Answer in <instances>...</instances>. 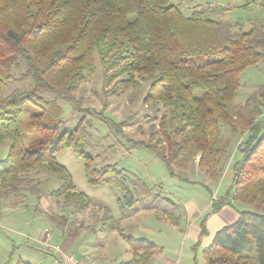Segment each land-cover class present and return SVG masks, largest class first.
Returning a JSON list of instances; mask_svg holds the SVG:
<instances>
[{"label":"trees","instance_id":"16d2710c","mask_svg":"<svg viewBox=\"0 0 264 264\" xmlns=\"http://www.w3.org/2000/svg\"><path fill=\"white\" fill-rule=\"evenodd\" d=\"M208 11L185 14L171 0H0V144L10 141L7 156L0 159V193L18 192L29 171L51 172L61 184L49 195L88 209L92 198L76 189L71 173L58 162L72 148L84 162L89 184L115 185L121 191L118 205L136 209L139 198L125 170L114 163L99 165L83 148L94 118L119 130L135 117L116 122L83 111L73 130L61 131L57 99L41 95L55 91L81 111L74 93L99 63L107 95L118 97L149 83L143 102L160 113L158 128L149 142L137 144L160 156L171 173L196 159L206 174L220 180L228 148L221 126L241 136L231 189L213 201L212 209L230 199L264 209V101L253 94L234 105L240 75L264 60V19L232 34L234 24L225 32ZM198 57L209 59L198 62ZM15 69L21 70L19 76ZM29 79L28 90L2 95L9 81ZM103 209L101 231H117L130 246L132 258L122 264H150L157 244L127 234L110 208ZM239 213L203 250L204 264H264V211Z\"/></svg>","mask_w":264,"mask_h":264},{"label":"rangeland","instance_id":"374dc122","mask_svg":"<svg viewBox=\"0 0 264 264\" xmlns=\"http://www.w3.org/2000/svg\"><path fill=\"white\" fill-rule=\"evenodd\" d=\"M248 2L250 4L247 8H238ZM171 3L178 6L185 14H191L197 8L209 10V16L219 21L224 31L229 25H235L229 29L232 34L251 28L254 19H264V0H171ZM207 59L209 58H196L198 62ZM20 73V69L13 71L15 76H19ZM102 82L103 71L98 63L95 74L87 77L74 93L75 103L78 107L81 106V111L77 110L70 101L57 98L55 91L44 90L41 95L47 100L57 99L62 109L61 131L73 130L83 116V111L88 117L90 114L106 115L116 122L135 117L119 130L111 128L101 117L94 118L90 135L83 142V148L86 154L95 157L99 165L114 163L118 168L125 170L130 177L128 180L134 195L141 198L137 206L146 208L141 211L142 219L149 221L147 216L153 213L150 211L151 208H156L157 213H160V209L169 205L168 201L161 198L165 194L163 191H166L175 203L179 201L176 196H180V200L186 201L192 198L200 203V200L205 202L213 200L214 194H218V197L226 195L231 189V167L242 155L244 140L241 136L233 134L228 126H221L228 148L223 163L225 170L220 180H214L206 174L198 166L196 159L185 167H174L171 173L160 156L137 144L149 142V136L158 128L156 115L160 113L143 102L149 90V83H144L137 89H129L117 97L107 95L103 90ZM240 83L234 105H243L253 94L264 101V97L259 96L264 92V60L246 68L240 75ZM32 84L31 79L24 82L11 80L2 95L10 94L14 89L28 90ZM26 122L24 120V125ZM9 146V140L0 144V159L7 156ZM58 162L69 170L76 189L92 198V205L80 211L73 202H66L63 198H52L49 192L60 186L59 177L51 172L29 171L24 175L25 182L18 192H9L6 196L0 193V264H18L19 260L32 264H60L55 258L58 257L56 250L50 249L49 246L54 248L52 246L61 245L66 239L73 241V251L78 257L81 253L75 250L79 246L94 245L92 250H95L96 254L106 253L113 262L115 255L125 256L124 247L130 249L125 241L123 247L118 245L116 252L115 246L108 241L109 238H105V232L98 230L102 215L105 213L103 209L105 206H108L112 214L118 218V213L123 209L117 203L121 191L115 185L89 184L85 176L84 162L72 148L63 151L58 157ZM232 202V206H236L239 210L264 211V209L256 210L236 200ZM215 212L217 210L211 209L195 224V228L201 232L202 222L204 218H208L204 224L205 232L200 234V238L193 240L191 234L185 242V254L193 257V264H204L203 250L212 243L219 229L230 224L218 222L212 216ZM123 225L127 234L132 236L141 234L134 237L150 240L147 230L142 234L140 233L142 228L136 231L138 229L135 227ZM105 240L103 250L100 245L105 243ZM127 258L125 257V260Z\"/></svg>","mask_w":264,"mask_h":264},{"label":"crops","instance_id":"0c3cea01","mask_svg":"<svg viewBox=\"0 0 264 264\" xmlns=\"http://www.w3.org/2000/svg\"><path fill=\"white\" fill-rule=\"evenodd\" d=\"M163 192L165 194L161 198L164 199L165 201H168L169 205L164 206L162 209H160L161 210L160 213H157L156 208H151L150 211H152L153 213H150L147 216V219H149V221H145V219H142V217H140V215L142 214L141 211H144L146 209L142 206L141 207L137 206L136 209H133L132 211L130 210L128 211V209H121V211L118 213L119 215L117 219L119 220L121 226L124 228L125 231L126 228L123 224L125 225L128 224L133 228L134 227L137 228L138 230L136 231H140L142 228L143 230L140 232L142 234L144 233V230L145 231L147 230L148 234L147 233L146 234L148 235L150 240L155 242L158 246V250L153 255L150 264H193V257L191 258L190 255L185 254L184 251L185 242L187 241V239L191 234L193 236V240L200 238V234H203L202 230L204 228L205 221H207L208 218L207 219L204 218V220L202 219L203 226L200 224L202 227L201 232H199V230L195 228L196 226L195 224H197V222H199L201 218L204 217V215L212 209L213 201L214 200L219 201L222 197H224L225 194L222 195L221 197H218V194L217 195L214 194L212 196L213 200L206 202L200 200V203L199 201L192 198L186 201L180 200L181 197L176 196L179 199V201L175 203L172 201V198L169 197L170 195L166 191ZM137 198H139V201H141L140 197ZM232 201L233 200H231L229 203L223 204L219 208V210H217V212L213 213L212 216L218 222L222 221L224 223L233 224L238 220L240 210L236 206H232L233 203ZM175 208L176 210L178 208L177 212ZM168 214H169V218L173 217L176 223L171 222V220L167 216ZM193 229L195 230L192 231ZM115 232L117 231H108L105 232L104 234H106L105 238L108 237L109 238L108 241H110L113 244V246H115V251L117 252L116 248H118V245L123 247L124 246L123 242H125L126 240L119 233H115ZM135 235H141V234H135ZM67 240L68 239L63 241L61 245L56 244L55 246L60 248L65 253L73 254L76 257H78L76 252L73 251V245H74L72 243L73 241L71 242V240L68 241ZM40 243H42L41 240ZM105 244H106V240L105 243H102L100 245V247L103 250L105 248ZM93 246L94 245L88 247L79 246L77 250H75L81 253V255L78 258L82 261L83 264H114V263L122 264L123 262H126L132 258L131 249H127L126 247H124L125 256H123L122 254L115 255L116 257L113 262V259L108 257L106 253L96 254L95 250L94 251L92 250ZM55 252L57 253V251ZM125 257L126 258L128 257L127 260H125ZM55 258L57 262H59L57 256H55Z\"/></svg>","mask_w":264,"mask_h":264},{"label":"built area","instance_id":"2783aa9c","mask_svg":"<svg viewBox=\"0 0 264 264\" xmlns=\"http://www.w3.org/2000/svg\"><path fill=\"white\" fill-rule=\"evenodd\" d=\"M49 247L50 249H54L57 251L56 253L58 255L57 259L60 263L62 264H83L82 261L79 258H77L75 255L65 253L58 247H54V248H51V246Z\"/></svg>","mask_w":264,"mask_h":264}]
</instances>
